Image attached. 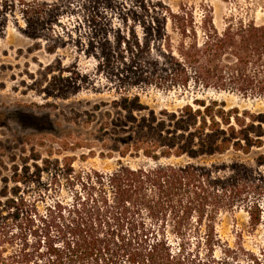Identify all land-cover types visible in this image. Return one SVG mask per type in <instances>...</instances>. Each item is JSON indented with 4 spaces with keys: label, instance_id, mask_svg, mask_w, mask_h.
<instances>
[{
    "label": "trees",
    "instance_id": "obj_1",
    "mask_svg": "<svg viewBox=\"0 0 264 264\" xmlns=\"http://www.w3.org/2000/svg\"><path fill=\"white\" fill-rule=\"evenodd\" d=\"M71 10L124 18L125 29L111 27L106 32L110 39H104L106 63L117 57L118 67L112 69H120V99L112 111L122 118L121 157H143L155 165L132 168L119 162L110 174L93 172L94 185L104 192L106 202L112 195L109 221L118 222L115 227L83 218H55L31 246L25 243L9 255L0 247V264H122L124 259L128 264H186L183 248L174 255L164 233L130 222L143 208L157 215L171 211L184 242L192 235L207 247L220 241L216 228L224 213L242 208L253 229L264 228L259 205L264 198V156L255 167L195 163L263 149L264 112L228 109L225 102L204 99L175 112L156 113L139 94L150 87L166 92L198 88L264 100V24L231 16L219 30L211 11L197 20L187 6L175 12L149 0H134L131 6L124 0H61L39 7L40 24L53 27ZM69 87L53 88L61 99H68L73 90ZM172 158L188 161L161 163ZM126 224L132 226L127 232Z\"/></svg>",
    "mask_w": 264,
    "mask_h": 264
},
{
    "label": "rangeland",
    "instance_id": "obj_2",
    "mask_svg": "<svg viewBox=\"0 0 264 264\" xmlns=\"http://www.w3.org/2000/svg\"><path fill=\"white\" fill-rule=\"evenodd\" d=\"M60 1L0 0V247L7 255L25 243H35L55 218H83L97 226L109 222L115 227L118 222L109 221L113 218L109 209L112 195H107L106 202L104 192L94 185L93 172L110 174L119 168V162L132 168L155 165L143 157H121L122 118L112 111L113 103L120 99V69H112L118 67L117 57L106 63L104 39H110L106 32L111 27L125 29L124 18L110 12L102 18L71 10L53 27L43 28L39 7ZM124 1L128 6L134 3ZM149 1L175 12L187 6L197 20L211 11L219 30L231 16L264 24V0ZM60 84L73 87L68 99H61L54 90ZM139 94L142 103L156 113L175 112L204 99L225 102L228 109L264 112V100L213 90L166 92L150 87ZM261 156L264 148L253 149L248 156L231 152L195 163L239 162L255 167ZM186 161L172 158L161 163ZM259 205L264 217V198ZM160 212L157 215L143 208L130 222L164 233L174 255L183 248L186 264H264V228L253 229L244 209L219 218L220 241L214 247L200 245L192 235L184 242L177 234L174 213ZM131 227L126 224L125 232ZM121 263L128 264L126 259Z\"/></svg>",
    "mask_w": 264,
    "mask_h": 264
}]
</instances>
